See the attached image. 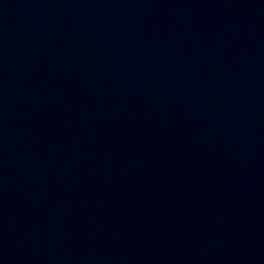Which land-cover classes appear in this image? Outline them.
I'll return each mask as SVG.
<instances>
[{
    "label": "water",
    "instance_id": "water-1",
    "mask_svg": "<svg viewBox=\"0 0 264 264\" xmlns=\"http://www.w3.org/2000/svg\"><path fill=\"white\" fill-rule=\"evenodd\" d=\"M0 264H264V0H0Z\"/></svg>",
    "mask_w": 264,
    "mask_h": 264
}]
</instances>
